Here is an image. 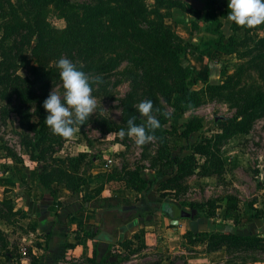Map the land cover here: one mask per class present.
<instances>
[{"label": "rangeland", "instance_id": "obj_1", "mask_svg": "<svg viewBox=\"0 0 264 264\" xmlns=\"http://www.w3.org/2000/svg\"><path fill=\"white\" fill-rule=\"evenodd\" d=\"M1 1L3 12L0 13V42L13 46L16 73L29 87L35 82L32 67L53 68L59 74L56 61L61 57L71 60L77 65L78 70L90 76L100 77L102 82L93 85L92 95L98 104L95 113L72 139H63L50 130V140L47 139V143L58 141V144H55L54 153L47 156L43 162L30 159L21 135L24 128L23 117L30 121L37 120L36 101H24L14 92L10 96L11 103L1 96L0 171L4 170L6 162L15 164L25 160L41 168L58 167L65 162L67 155L87 151L95 157L92 167L96 166L94 167L96 173L93 174L92 168L85 170L87 182L83 188L85 187L87 192L91 189V193L95 195H99L106 185L121 184L117 180H108L109 174L120 176L122 179L120 181L128 185L123 186L124 189L131 188L128 177L133 171L147 179L155 177L165 179L169 176L171 166L164 158H159L160 143L157 139L138 147L134 140L127 136L121 139L118 129L105 131L106 125L117 127L121 124L125 105H130L138 112L137 105L141 101L151 100L154 110L171 113L174 127H179L181 123L191 118L194 119L193 122L199 124L191 133L189 140L172 130L167 132L169 151L171 157H174L187 152L183 151V146L194 143L202 136L220 132L226 125L222 119L234 118L237 102L249 99L256 93L264 94V44L259 41L264 36V28L238 30L240 36L235 46L236 51L226 54L213 46L216 35L211 32L212 24L205 15V5L202 9L196 8L200 10V15L179 7L163 6L159 12L149 13L146 20H134L135 24L129 27V31L127 33L120 31V35L110 45L99 47L97 51L92 52L89 49V39H86L72 45L74 47L69 48L68 52L64 51L53 58L46 52H36L37 34L33 32L35 30L33 26L27 28L28 30L5 32V25L14 22L13 10L21 19L29 21L30 25L33 24L32 17L25 15L29 5L26 0H23L24 10L21 9L19 0H10L8 3L7 0ZM98 1L71 0L73 4H94ZM155 1L146 0L149 10L154 7ZM79 10L83 11L82 8ZM36 14L40 19L46 20L45 13L40 9ZM162 21L164 26H161ZM134 25H138L141 30L134 29ZM55 26L62 29L63 20L55 21ZM161 28L166 31L164 37L170 45L183 49L179 54L181 66L193 68L196 81L191 88L194 91L203 93L207 85L220 84L229 76L233 77L231 86L223 89V92L213 91L209 94L206 91V98L200 105L184 112L177 111L180 93L176 90L173 62L167 63L162 57L155 58L156 53L138 37L144 31H147V35L151 32L158 34L157 31ZM222 30L227 33L224 32L228 39L232 33L231 25L230 29L222 26ZM260 54H263V57H259ZM162 67L168 69L163 72ZM159 76L160 83L157 81ZM51 84L52 90L62 96L60 77ZM165 89L171 94V101L166 99ZM158 113L154 111L156 116ZM170 125L168 122L165 127L171 128ZM27 133L32 137V132ZM221 154L224 161L222 174L208 175L213 177L208 180L209 182H202L203 180L199 178L207 176L190 175L181 181L177 189L167 190L165 197H161L159 191L156 192V196L159 195L165 201L175 203L182 210L189 212V216L185 217L204 216L216 219L219 212L223 213L220 208L223 205L221 202L225 200V215L229 216L231 221H234L235 217L240 218V214L247 219L253 217V221L261 219L264 221V115L253 121L248 132L228 138L221 147ZM106 157L113 158L112 165L107 170L102 167ZM33 161L35 163H32ZM229 196L237 199V206L232 215L226 211ZM252 201L256 202V207L252 206ZM195 203L202 205L195 207ZM240 203L241 207L245 208V213H240ZM163 217L165 221L174 219L164 213ZM251 250L253 248L246 249ZM255 251L264 256V246L255 247Z\"/></svg>", "mask_w": 264, "mask_h": 264}, {"label": "trees", "instance_id": "obj_2", "mask_svg": "<svg viewBox=\"0 0 264 264\" xmlns=\"http://www.w3.org/2000/svg\"><path fill=\"white\" fill-rule=\"evenodd\" d=\"M10 0H7V3ZM229 0H206L205 2V15L212 24L211 32L216 35L214 38L213 46L222 50L226 54H230L236 51V44L239 41V33L243 27H238L234 22L231 23L232 33L228 39L225 37V33L222 30L223 21L222 17H225L228 12ZM21 9L24 10L23 0H19ZM27 11L25 15L32 17L33 24L30 25L29 21L21 19L17 16L13 8V20L11 24L5 25V32H15L18 30H24L33 26L37 34V43L35 46L36 52H46L48 56L53 58L59 56L64 51L68 52L69 48L74 47L72 45L80 43L86 39H89L90 51H97L99 47L112 44L116 38L122 33H127L129 27L135 24L134 20H146L147 15L151 12H159L161 7H179L183 10H189L192 13L200 15V10L194 8L191 4L181 0H156L152 9H148L146 0H99L94 4H73L71 0H26ZM82 8L83 11H80ZM40 9L46 15V20L40 19L36 14ZM3 12L2 1L0 0V13ZM50 19H48L49 17ZM59 19L63 20L64 26L62 29H58L55 26V21ZM118 22V23H117ZM10 23V22H9ZM165 24L161 22V26ZM121 27V29H117ZM166 27V26H165ZM264 28V24L258 26ZM257 27V28H258ZM134 29L141 30L138 25H134ZM246 31L255 30L243 28ZM28 30V29H27ZM169 31V30H168ZM161 32L163 36H161ZM165 30L163 28L158 29L156 34L151 32L147 35V31H144L138 35L149 48L155 53V58L162 57L167 63L172 61L175 68L173 71L176 73V90L180 93L178 99L177 111H186L189 108L200 105L206 98V91L211 94L213 91L223 92V89L231 86L233 77L229 76L225 81L220 84H209L205 91L196 92L191 88V85L195 83L193 68L191 66L182 67L179 63V54L183 49L177 46H172L166 41ZM264 44V36L259 39ZM19 49V47L17 48ZM179 49V50H178ZM0 97L7 98L10 102L11 93L14 92L21 97L22 100H32L35 102V115L37 120L30 121L28 118L23 117V131L22 143L27 149V153L31 160L43 162L47 159V156H51L55 151V144L57 142L47 143V139L50 140V128L46 126L44 120L48 113L43 108L44 100L49 96L52 91L53 80L59 78V74L53 68H47L45 66L32 67V74L35 77V82L32 87H29L28 83L23 82L16 73L15 68V54L13 53V46L0 42ZM263 57V54L258 55ZM144 61L147 62L145 59ZM160 67L159 65H157ZM166 69H168L166 67ZM162 67L163 72L166 71ZM157 81L161 82V76ZM166 99L171 101L172 96L168 93V90H164ZM8 104V103H7ZM237 111L234 118H223L226 123L220 132L213 133L212 135H205L197 139L194 143L183 146L182 153L171 157L169 151V144L167 142V132H177L180 136L189 140L191 133L196 128L197 123L190 119L180 124L179 127H174L172 123V115L170 119H166L162 115L165 111H160L156 116L160 121L162 127L155 132V137L160 143L159 158L164 160L171 166L169 176L165 179L155 177L153 179H147L138 172H131L128 177L131 188L139 191L143 195H147L151 190L156 189L161 192L160 196L165 197L167 190L177 189L180 186L182 180L190 175L208 176V175H220L224 170V161L221 154V147L224 142L231 136L238 133H246L250 130L253 121L259 116L264 115V94L256 93L249 99L240 100L237 102ZM131 116H136V123L141 124L144 121L141 119L139 113L135 111L130 105H125L123 109V116L121 124L116 126H107L106 132L113 130L127 129V120ZM22 119V118H21ZM170 122L171 128H166L165 124ZM107 123V122H106ZM83 127V125L81 126ZM180 130V131H179ZM30 131L33 133L32 137L27 133ZM49 154V155H48ZM95 157L87 151H80L67 155V159L64 163H61L58 167H42L43 172L40 174V179L43 183L49 185L53 181L65 183L73 192L79 191L81 187L87 182V178L84 174L85 170L92 168ZM108 180H117L121 184L119 187L126 186L124 182H121L120 176L116 174H109ZM128 186V185H127ZM237 199L228 197V203L226 211L232 215L236 209ZM132 205V201L128 198H122L118 196H110L101 199H97L93 202V206L97 208H111L108 210L110 217H114L115 221H133L138 216H152L155 210L158 208L165 215L172 216V218L181 217L180 213L182 209L175 203L165 201L162 204L151 202L153 207L148 211H140L137 209H131L132 213H127L124 216V212L121 209H113L118 206ZM202 204L195 203V207H199ZM239 218L235 217L234 222H238ZM95 226L91 227L90 233L93 237H96L97 232ZM188 242L195 244L204 242L206 244V250H215L222 246H226L229 250H241L246 251L248 248L262 247L264 246V237L257 235H238L229 231H215V232H192L187 231L184 234ZM118 243L125 248L130 247L132 240L119 239ZM111 248V245L109 246ZM36 264V262H32Z\"/></svg>", "mask_w": 264, "mask_h": 264}, {"label": "crops", "instance_id": "obj_3", "mask_svg": "<svg viewBox=\"0 0 264 264\" xmlns=\"http://www.w3.org/2000/svg\"><path fill=\"white\" fill-rule=\"evenodd\" d=\"M182 1L199 9L206 2ZM227 15L222 20L223 27L230 29L232 22ZM5 164L0 171V264H264V256L255 249L229 250L222 246L207 251L204 242L192 244L184 237L187 231H229L264 237L262 219L253 221V217L247 219L240 214L237 223L231 221L225 215V200L220 208L223 213L219 212L216 219L183 216L173 224L165 221L157 208L152 216L115 221L107 213L111 208H97L93 202L110 196L128 198L132 205L113 208L121 209L125 216L132 213L131 209L148 211L153 208L151 202L162 204L165 199L156 196V189L143 195L115 185H106L99 195L91 193V189L87 192L83 186L73 192L63 182L43 183L41 166L26 160ZM199 178L209 182L213 177ZM241 206L242 203L240 213L246 212ZM252 206L256 207V202L252 201ZM92 226L99 232L96 237L90 233ZM119 239H130L132 243L125 248ZM25 244L29 249L27 257L21 252Z\"/></svg>", "mask_w": 264, "mask_h": 264}, {"label": "clouds", "instance_id": "obj_4", "mask_svg": "<svg viewBox=\"0 0 264 264\" xmlns=\"http://www.w3.org/2000/svg\"><path fill=\"white\" fill-rule=\"evenodd\" d=\"M230 10L227 19L238 27L255 29L264 24V0H229ZM59 77L62 81L63 94L52 90L43 102V108L48 115L44 120L54 135L63 139H72L81 126L85 125L97 109V99L92 95L93 85L102 82L100 77L90 76L78 70L71 60L61 57L56 61ZM141 124L136 123V116L127 120V129H120L121 139L127 136L134 140L138 147H142L156 139L155 132L162 127L157 119L154 104L151 100H143L137 105ZM170 119L171 113H162Z\"/></svg>", "mask_w": 264, "mask_h": 264}, {"label": "built area", "instance_id": "obj_5", "mask_svg": "<svg viewBox=\"0 0 264 264\" xmlns=\"http://www.w3.org/2000/svg\"><path fill=\"white\" fill-rule=\"evenodd\" d=\"M112 162H113V158H112V157H106V159H105L104 162H103V166H102V167H103L105 170H107L108 168L111 167ZM28 250H29V249H28V246H27L26 244L22 246V248H21V252H22L23 257H24V256L27 257L28 252H29Z\"/></svg>", "mask_w": 264, "mask_h": 264}, {"label": "water", "instance_id": "obj_6", "mask_svg": "<svg viewBox=\"0 0 264 264\" xmlns=\"http://www.w3.org/2000/svg\"><path fill=\"white\" fill-rule=\"evenodd\" d=\"M223 118V117H222ZM216 120H219V118H216ZM194 213H195V211H193ZM189 212H187V211H185V210H182L181 211V213H180V215L181 216H189ZM171 222L173 223V224H177L178 222H179V219H177V218H174V219H171Z\"/></svg>", "mask_w": 264, "mask_h": 264}]
</instances>
